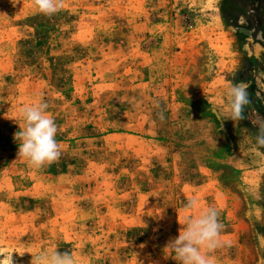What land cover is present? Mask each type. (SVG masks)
Wrapping results in <instances>:
<instances>
[{"label":"rangeland","instance_id":"374dc122","mask_svg":"<svg viewBox=\"0 0 264 264\" xmlns=\"http://www.w3.org/2000/svg\"><path fill=\"white\" fill-rule=\"evenodd\" d=\"M249 12L250 0H64L49 17L0 0V254L178 264L163 248L197 197L224 225L215 264H264V47ZM241 81L251 103L233 121L225 88ZM36 93L61 146L42 168L14 140Z\"/></svg>","mask_w":264,"mask_h":264},{"label":"clouds","instance_id":"9594fccd","mask_svg":"<svg viewBox=\"0 0 264 264\" xmlns=\"http://www.w3.org/2000/svg\"><path fill=\"white\" fill-rule=\"evenodd\" d=\"M34 7L38 13L51 17L64 8V0H34ZM253 75L258 78L255 73ZM248 88L249 84L243 81L226 86L227 119L236 121L243 117L246 106L251 103ZM48 110V102L39 93L34 94L32 101L21 107L22 127L19 126V131L14 134L18 157L35 168L51 164L61 156V146L56 138L58 125ZM254 126L258 129L255 149L264 150V118L255 121ZM181 211L185 213V226L176 237L167 241L164 253L174 256L178 264H215L211 253L223 244L224 225L220 222L219 210L212 206L202 208L200 200L193 197L184 203ZM12 255L0 254L3 257L0 264H13ZM31 264H78V261L69 251L42 250L32 256Z\"/></svg>","mask_w":264,"mask_h":264},{"label":"flooded vegetation","instance_id":"af4514ba","mask_svg":"<svg viewBox=\"0 0 264 264\" xmlns=\"http://www.w3.org/2000/svg\"><path fill=\"white\" fill-rule=\"evenodd\" d=\"M248 23L253 37L257 38L262 33L264 39V0H250Z\"/></svg>","mask_w":264,"mask_h":264},{"label":"crops","instance_id":"0c3cea01","mask_svg":"<svg viewBox=\"0 0 264 264\" xmlns=\"http://www.w3.org/2000/svg\"><path fill=\"white\" fill-rule=\"evenodd\" d=\"M262 34V33H261ZM249 37H251V36H249ZM252 37H253V35H252ZM262 38H263V34H262ZM256 39V43L259 45H262L263 47H264V43L262 42V41H260L259 39H258V37L257 38H255Z\"/></svg>","mask_w":264,"mask_h":264},{"label":"water","instance_id":"95a60500","mask_svg":"<svg viewBox=\"0 0 264 264\" xmlns=\"http://www.w3.org/2000/svg\"><path fill=\"white\" fill-rule=\"evenodd\" d=\"M248 34H249V36L252 37V33L251 32L248 33ZM258 39L264 43V39L262 38V34L261 33L258 35Z\"/></svg>","mask_w":264,"mask_h":264},{"label":"trees","instance_id":"16d2710c","mask_svg":"<svg viewBox=\"0 0 264 264\" xmlns=\"http://www.w3.org/2000/svg\"><path fill=\"white\" fill-rule=\"evenodd\" d=\"M229 1H232V0H225V5H226Z\"/></svg>","mask_w":264,"mask_h":264}]
</instances>
